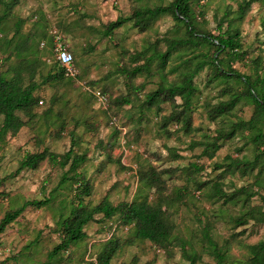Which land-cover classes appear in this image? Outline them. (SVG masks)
<instances>
[{
  "label": "rangeland",
  "instance_id": "1",
  "mask_svg": "<svg viewBox=\"0 0 264 264\" xmlns=\"http://www.w3.org/2000/svg\"><path fill=\"white\" fill-rule=\"evenodd\" d=\"M170 1L172 0H19L14 6L9 5L4 9L6 17L1 25L0 41L11 38L15 22L23 20L19 38L23 39L25 35L31 34L34 37L31 42L40 51L42 63L39 61L34 78L38 83L41 82V75H46L48 71L53 73L57 67L47 39L52 29L65 35L66 43L74 54L73 68L76 75L65 77L62 81L40 84L35 93L39 97L35 109L37 116L28 119L19 112L26 121L25 126L15 135H8L5 143L0 145V218L5 211L21 206L25 200L49 197L67 169V166L62 169L44 160L35 170L25 169L16 173L19 161L27 152L48 148L55 153H64L72 147L76 152L85 153L86 161L79 171L91 186V194L84 197V201L91 205L99 203L104 196L113 204L145 195L153 202L156 194L140 183L138 174L140 169L146 170L149 166L156 170H175L171 174H163L165 192H168L174 186L186 182V177L177 169L187 168L191 162L203 166L196 177L207 180L217 176L219 171L214 168V163L222 162L227 154L252 158L251 144H246L243 136L225 141L210 159L199 156L201 147L188 148L191 140H202L205 135H215L216 129L225 124L227 126L230 120L248 118L252 113L251 105L240 103L233 116L216 121L209 119L208 107L228 97L222 95L225 83L208 82L211 74L209 68H204L195 78L199 91L191 112L190 132H183L174 123L168 126L172 132L169 137L160 131L161 117L169 114L172 109L170 102L162 103L160 111L152 109L141 122L137 121L139 113L131 106L137 104V97L143 99L144 94L155 89L160 81L168 83L176 79V73L167 72L164 75L154 62L151 75L137 76L130 83L118 70L125 65L132 66L130 60L134 52L152 47L156 40L171 34L175 29V22L171 15L164 14L144 31L128 21L113 30L109 36H105L103 32L106 24L117 16L128 17L135 8L166 5ZM241 1L194 2L196 24L215 35L219 33V27L225 30L228 23L234 21L241 32L242 49L246 53L233 66L241 73L250 74L253 72L250 59L260 56L259 73L263 76L264 31L261 19L264 16V0H254L244 18L238 20L237 7ZM2 11L0 3V14ZM41 33L45 36L40 37ZM14 40L17 38L14 37ZM43 40L46 47L41 49L40 42ZM90 46H94L93 51H89ZM158 48L163 50L164 43L160 42ZM208 50L207 45H202L190 52L176 53L165 70L168 71L170 66L191 53L198 54ZM6 52L1 53L2 57L7 56L11 48ZM18 61L19 58L13 54L2 63L0 69L5 70ZM23 74L26 82V72L23 71ZM7 76L10 77L11 73ZM143 82L145 87L137 93L129 88L130 84L138 86ZM97 90L105 94L107 101L102 103L97 99L94 94ZM125 94L130 95L132 103L120 108L109 107L113 98ZM176 102H180L179 98H176ZM46 110H50L49 114L43 113ZM169 148H173L181 157L174 158ZM257 172L258 168L252 175L245 177L227 174L221 180L226 190H232L253 183L258 176ZM262 174L264 175V171ZM261 187L255 186L254 189L259 188L261 194H264V184ZM71 197L72 188L69 185L61 186L49 206L27 207L0 235V264H90L112 232L121 241L132 238V228L122 227L116 220L90 222L85 227L87 236L83 240L49 262L48 253L61 241L55 230L58 208L61 202L66 204ZM260 203L258 195L251 198V204ZM164 208L168 219L175 224L176 235L181 240L188 241L192 249L200 254L201 260L197 264H214V259L205 251L201 232L200 222H206V216L212 224V237L219 245L230 239L233 232L238 233L227 252L230 264L246 259V244L264 239V222L257 225L249 222L235 227L231 218L240 212L238 205L212 203L204 192L193 188L184 203L170 202ZM219 209L223 210L222 213L214 215V211ZM110 264H188V261L178 246L165 252L149 241L135 240L133 243L124 242Z\"/></svg>",
  "mask_w": 264,
  "mask_h": 264
},
{
  "label": "trees",
  "instance_id": "2",
  "mask_svg": "<svg viewBox=\"0 0 264 264\" xmlns=\"http://www.w3.org/2000/svg\"><path fill=\"white\" fill-rule=\"evenodd\" d=\"M18 1L0 0L3 6V11L0 14V31L6 17L4 9L9 5L14 6ZM197 1L199 0H172L166 5L135 8L130 16H119L106 24L103 34L105 36L110 35L113 30L128 21L132 22L133 26L140 31H144L160 16L171 15L175 22L173 32L163 36L160 40H156L151 45L152 47L134 52L130 60L132 66L125 65L118 70L119 73L125 75L130 83L137 76L151 75V66L154 62L157 63V68L163 71L164 75H167V72L176 73V79L168 83L160 81L155 89L144 94L143 99L137 97V104L131 105L139 113L137 121L141 122L145 114L152 109H156L157 112L160 111L162 103L170 102L172 109L169 114L161 117L160 131L169 137L172 132L168 126L174 123L183 132H190L192 129L191 112L195 107L194 104L199 91L195 78L204 68H209L211 74L208 77V82L225 83L222 95H228L227 98L208 107L207 116L209 119L216 121L219 118L233 116L235 108L240 103L251 105L252 113L248 118L241 117L230 120L227 126L225 124V126L217 128L215 135H205L202 140H191L188 148L201 147L199 156L210 159L214 157L225 141L235 136H243L246 138L245 143L251 144L252 158L246 155L233 157L227 154L222 162L214 163V168L219 171L217 176L207 180L196 177L203 166L191 162L187 168L177 169L186 177V182L183 185L174 186L168 192H165L163 174H171L175 170H156L149 166L146 170L140 169L138 174L140 183L147 190H153V193L156 194V199L153 202H150L148 195H145L131 201L113 204L107 196H104L99 203L91 205L84 201V197L91 194V186L82 172L79 171L80 166L86 161L85 153L76 152L72 147L64 153H55L48 148L27 152L19 161L16 173L25 169L35 170L44 160L62 169L67 166V169L62 173L58 186L53 189L49 197L25 200L21 206L5 211L0 218V235L21 216L27 207L49 206L60 187L67 185L72 188V197L66 204L61 202L58 208L55 230L58 231L61 241L48 253L49 262L61 252L83 240L87 236L85 227L90 222L104 223L116 220L122 227L132 228V238L121 241L112 232L96 254L94 259L96 264H110L124 242L133 243L135 240L149 241L165 252H170L174 246H178L188 264H197L201 260L200 254L192 249L188 241H183L176 235L175 224L168 219L164 208L170 202L184 203L192 188L204 192L207 199L212 203L220 202L223 206L238 205L240 212L231 218L235 227L246 225L249 222L256 225L264 222V194H261L259 189L264 184V175L262 174L264 171V75L261 76L259 73L261 58L257 56L250 59L253 68V72L250 74L241 73L237 70L233 64L242 60L246 53L242 49L239 28L234 21H230L225 30L219 27L218 34L214 35L204 30L196 24L195 20L193 3ZM253 1L242 0L238 4V20L244 18ZM22 23V19L17 20L11 38L4 42L0 41V67L13 54L19 58L16 64L8 66L5 70L0 69V145L5 143L8 135H15L25 126L26 121L22 119L19 112L28 119L37 116L35 109L38 106L39 97L35 93L40 84L62 81L65 77H72L65 75L63 67L56 60L52 47L50 52L57 66L55 71L53 73L48 71L46 75H41L40 83L34 79L36 67L41 62L40 51L35 49V45L31 42L34 40L31 34L25 35L23 39L19 38L22 34L20 31ZM261 28L264 31V16L261 19ZM44 36L43 33L40 34V37ZM14 37L17 40H14ZM160 42L165 45L163 50L158 48ZM202 45H207L209 50L198 54L191 53L190 56L182 58L178 63L170 66L168 71L165 70L174 54L190 52ZM8 48H11V52L2 57L1 53H7ZM40 48L43 49L44 47ZM66 48L72 53L74 64V54L68 46ZM93 49L94 46L89 47V51H93ZM23 71L26 72V82ZM8 73H11L10 77L7 76ZM144 87V82L138 86L132 84L129 86L134 93ZM176 98H179L180 102H176ZM128 103H132L129 94L119 95L113 98L109 107L120 108ZM49 112L50 110H46L43 113L49 114ZM169 150L174 158L181 157L173 148H169ZM257 168L258 176L253 183L232 190L224 188L225 185L221 179H224L227 174H238L240 177H245L252 175ZM255 186L259 188L255 190ZM255 195L259 196L260 204H251V198ZM222 211V209L217 212L214 211V215L221 214ZM205 219L206 222L199 220L202 224L201 232L205 251L214 259V264H230L227 252L231 241L238 233L233 232L230 239L224 240L223 244L219 245L212 237V224L207 216ZM245 248L247 250L246 259L238 261L237 264H264V239L253 244H246ZM90 264H94V262Z\"/></svg>",
  "mask_w": 264,
  "mask_h": 264
},
{
  "label": "built area",
  "instance_id": "3",
  "mask_svg": "<svg viewBox=\"0 0 264 264\" xmlns=\"http://www.w3.org/2000/svg\"><path fill=\"white\" fill-rule=\"evenodd\" d=\"M49 34L53 41V51L55 53L56 60L60 66L63 67L66 76L74 77L76 74L73 68V55L66 48L64 34L56 29L50 30ZM40 47H45L44 40L40 42ZM94 94L100 102L104 103L107 101V97L103 92L97 90ZM94 264H96L95 260Z\"/></svg>",
  "mask_w": 264,
  "mask_h": 264
},
{
  "label": "crops",
  "instance_id": "4",
  "mask_svg": "<svg viewBox=\"0 0 264 264\" xmlns=\"http://www.w3.org/2000/svg\"><path fill=\"white\" fill-rule=\"evenodd\" d=\"M117 17H119V16H117ZM116 17V18H117ZM114 21V20H113ZM121 27V26H120ZM65 36V35H64ZM109 36V35H108ZM48 45H49V48L51 49L52 47H53V41H52V38L50 37V36H48ZM65 44H66V46H68L67 45V43H66V38H65ZM45 45H46V42H45Z\"/></svg>",
  "mask_w": 264,
  "mask_h": 264
}]
</instances>
